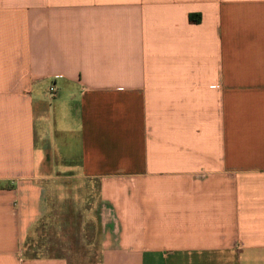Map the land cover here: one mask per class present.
<instances>
[{"label": "crops", "instance_id": "obj_1", "mask_svg": "<svg viewBox=\"0 0 264 264\" xmlns=\"http://www.w3.org/2000/svg\"><path fill=\"white\" fill-rule=\"evenodd\" d=\"M48 219L99 264H264V0H0V264H71Z\"/></svg>", "mask_w": 264, "mask_h": 264}, {"label": "rangeland", "instance_id": "obj_2", "mask_svg": "<svg viewBox=\"0 0 264 264\" xmlns=\"http://www.w3.org/2000/svg\"><path fill=\"white\" fill-rule=\"evenodd\" d=\"M46 95V102L54 99V93L48 92ZM88 226L89 230L84 227V231L80 220L59 219L55 222L45 220L40 229L42 238L37 242L31 235L26 243L27 251L34 256H67L71 264H99L100 249L95 235L96 226L92 221ZM87 230H91L92 235L85 239L84 234ZM82 231L84 234L81 236ZM36 245L38 248H35Z\"/></svg>", "mask_w": 264, "mask_h": 264}, {"label": "built area", "instance_id": "obj_3", "mask_svg": "<svg viewBox=\"0 0 264 264\" xmlns=\"http://www.w3.org/2000/svg\"><path fill=\"white\" fill-rule=\"evenodd\" d=\"M49 92L54 93L55 92L54 87H50Z\"/></svg>", "mask_w": 264, "mask_h": 264}]
</instances>
